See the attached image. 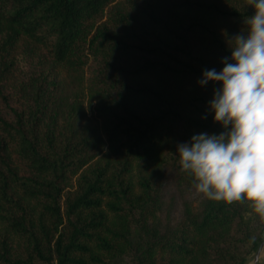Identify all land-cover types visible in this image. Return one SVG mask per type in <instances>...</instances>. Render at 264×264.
Masks as SVG:
<instances>
[{"label":"trees","instance_id":"16d2710c","mask_svg":"<svg viewBox=\"0 0 264 264\" xmlns=\"http://www.w3.org/2000/svg\"><path fill=\"white\" fill-rule=\"evenodd\" d=\"M253 12L0 0V264H245L264 218L198 194L176 146L222 131L197 81Z\"/></svg>","mask_w":264,"mask_h":264},{"label":"clouds","instance_id":"9594fccd","mask_svg":"<svg viewBox=\"0 0 264 264\" xmlns=\"http://www.w3.org/2000/svg\"><path fill=\"white\" fill-rule=\"evenodd\" d=\"M246 34H235L223 65L202 71L200 86L218 84L207 111L221 132H199L178 143L182 171L205 198L247 201L264 218V0H249Z\"/></svg>","mask_w":264,"mask_h":264},{"label":"crops","instance_id":"0c3cea01","mask_svg":"<svg viewBox=\"0 0 264 264\" xmlns=\"http://www.w3.org/2000/svg\"><path fill=\"white\" fill-rule=\"evenodd\" d=\"M263 244L258 254L255 255V251L248 256L245 264H264V231H263Z\"/></svg>","mask_w":264,"mask_h":264},{"label":"water","instance_id":"95a60500","mask_svg":"<svg viewBox=\"0 0 264 264\" xmlns=\"http://www.w3.org/2000/svg\"><path fill=\"white\" fill-rule=\"evenodd\" d=\"M262 244H263V241H261V242L259 243V245H258V247H257V249H256V251H255V255L258 254L259 250L261 249Z\"/></svg>","mask_w":264,"mask_h":264},{"label":"rangeland","instance_id":"374dc122","mask_svg":"<svg viewBox=\"0 0 264 264\" xmlns=\"http://www.w3.org/2000/svg\"><path fill=\"white\" fill-rule=\"evenodd\" d=\"M174 213H175V215H177L178 216V214H179V208H178V206H177V208L175 209V211H174ZM262 241H263V239H262ZM257 249V248H256ZM256 249H255V251H256ZM254 252V251H253ZM252 252V253H253ZM250 256V255H249Z\"/></svg>","mask_w":264,"mask_h":264}]
</instances>
